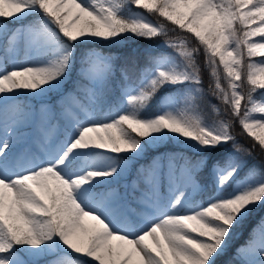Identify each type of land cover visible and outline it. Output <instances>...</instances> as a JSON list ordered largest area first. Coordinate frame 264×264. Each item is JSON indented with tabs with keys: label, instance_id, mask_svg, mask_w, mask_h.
<instances>
[{
	"label": "snow or ice",
	"instance_id": "1",
	"mask_svg": "<svg viewBox=\"0 0 264 264\" xmlns=\"http://www.w3.org/2000/svg\"><path fill=\"white\" fill-rule=\"evenodd\" d=\"M0 264H264V0H0Z\"/></svg>",
	"mask_w": 264,
	"mask_h": 264
},
{
	"label": "trees",
	"instance_id": "2",
	"mask_svg": "<svg viewBox=\"0 0 264 264\" xmlns=\"http://www.w3.org/2000/svg\"><path fill=\"white\" fill-rule=\"evenodd\" d=\"M150 18L153 19V20L159 19L156 16H151ZM168 27L171 28V25H169ZM176 35H177V33H174V32L169 31L168 38H175ZM198 59H199V61L201 63V67L203 68V56L201 55ZM222 83H223V81H222ZM208 84H209V77L207 76V74H205V76H204V86H205V89H207ZM22 102H24V101H22ZM218 106L223 111L224 106L222 104L221 105H218ZM203 110H204V112H205L206 115H209L208 110L206 108H204ZM212 118H215V117L209 115V119H212ZM233 134L234 135H237V137L239 138V128L238 127H236V128L233 129ZM255 155H257V159L258 160L261 158L258 154H255ZM257 219H258V217H257ZM255 223H256V220L255 219L249 223V225L247 226V228L244 230L243 235L240 236V238L238 240H236L235 244L233 245V250H234V248L236 246H238L240 244H243L245 242V240L248 238L249 231L255 225ZM224 259H228V257H225Z\"/></svg>",
	"mask_w": 264,
	"mask_h": 264
},
{
	"label": "rangeland",
	"instance_id": "3",
	"mask_svg": "<svg viewBox=\"0 0 264 264\" xmlns=\"http://www.w3.org/2000/svg\"><path fill=\"white\" fill-rule=\"evenodd\" d=\"M21 103H23V102L21 101Z\"/></svg>",
	"mask_w": 264,
	"mask_h": 264
}]
</instances>
